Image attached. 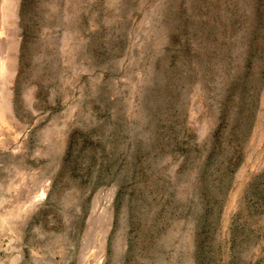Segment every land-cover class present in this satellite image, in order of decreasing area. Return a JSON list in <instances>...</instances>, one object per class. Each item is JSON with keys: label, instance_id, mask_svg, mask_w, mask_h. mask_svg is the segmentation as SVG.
Returning <instances> with one entry per match:
<instances>
[{"label": "rangeland", "instance_id": "374dc122", "mask_svg": "<svg viewBox=\"0 0 264 264\" xmlns=\"http://www.w3.org/2000/svg\"><path fill=\"white\" fill-rule=\"evenodd\" d=\"M0 264H264V0H0Z\"/></svg>", "mask_w": 264, "mask_h": 264}]
</instances>
